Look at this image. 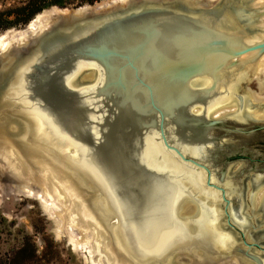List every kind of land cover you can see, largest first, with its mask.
I'll use <instances>...</instances> for the list:
<instances>
[{
	"label": "water",
	"instance_id": "95a60500",
	"mask_svg": "<svg viewBox=\"0 0 264 264\" xmlns=\"http://www.w3.org/2000/svg\"><path fill=\"white\" fill-rule=\"evenodd\" d=\"M245 3L53 6L40 12H57L46 30L0 55V149L18 151L34 170L75 188L90 220L111 237L116 252L109 255L120 264H264V199L256 207L264 157L258 160L252 147L264 138V120L253 115L264 102L253 101L248 87L258 77L252 72L210 102L215 84L203 76L206 57L227 51L215 27L249 31L264 16L243 14ZM253 52L264 55V39L228 51V68ZM136 86L149 92L162 147L181 170L177 162L172 170L141 159L137 137L145 125L135 115ZM83 96L104 100L100 121L93 117L102 112L84 105ZM187 206L198 212L183 215Z\"/></svg>",
	"mask_w": 264,
	"mask_h": 264
},
{
	"label": "bare ground",
	"instance_id": "6f19581e",
	"mask_svg": "<svg viewBox=\"0 0 264 264\" xmlns=\"http://www.w3.org/2000/svg\"><path fill=\"white\" fill-rule=\"evenodd\" d=\"M214 2H217V0ZM244 8L245 9L243 11V14L244 12H248L249 15H251V17H254L255 14L258 13L259 11L264 12V1L256 2V0H246ZM52 12L57 13L56 10L50 12L45 11V13L36 16L33 22H31V24L25 28L24 30L25 32L22 30L21 32H9L4 36L0 37V55L10 51L11 49L10 47H12L13 45H10L9 43L14 41H18L19 43H21L17 45L15 44L13 48L24 46L29 42H31L44 30H46L54 20L55 16L52 14ZM250 19L252 20V18ZM249 28H250L249 31L244 30L242 32L241 31L239 32L236 31L235 29H223V28H219L218 26L215 27V30L218 33L217 37H220L226 41L227 51L226 53L211 54L206 57L208 64L203 76L204 79H207L209 83L215 84V88L213 92L210 93V97H211L210 102H216L220 100L225 93H228L230 91L234 83H239L245 77H248L252 72L254 74H257L258 77L257 80L258 81L260 80L259 83L262 84L264 88V55L261 56L256 52L249 53L238 59V65L235 68L232 69L228 68L230 63V56L227 54L228 51L231 52L237 51L244 48L250 42H256L261 39H264V16L260 17L259 19H254L253 25ZM5 44H8V46L6 47ZM90 79L92 78H88V80ZM128 81L130 82V85L136 83L135 80H128ZM146 81L152 82V77L150 76L149 79H147ZM132 94L134 96L133 98L134 106L140 109V110L137 109L135 110L136 118L140 123L142 122L141 124L143 126L145 125L142 131L143 135L141 136L138 135L137 137V140H140V142L138 143L139 145L138 153L141 156V159L148 165L151 164L153 166L156 165L161 166V164H165L169 166V168H171L172 170L176 168L177 166L176 162H177L180 164V166L177 167L178 168L180 167L181 170L182 164L180 163V161L177 160L176 156L171 152H167L162 147V140L160 139L158 131L155 129L156 127L154 125V123H156V120H158L159 116L155 115L150 109L149 92H147L144 88L140 86H136ZM253 101L257 103H262L264 102V99H260L253 94ZM83 102L84 105L86 104L90 107H94L95 110L102 112L99 115L93 117V121L96 122L100 121V119H102L103 116L107 114V110L104 106V100L102 98L96 99L94 97H89V98L84 97ZM257 110L258 111L253 114L255 119L264 120V110H259V109ZM165 128L168 139L170 140L169 138L171 133L170 126L165 125ZM208 136L209 138H211V137H216L217 135L208 133ZM249 137L243 139L242 141L243 142L248 141ZM198 138L201 137L198 136ZM69 144L70 142L66 141L65 145H69ZM201 153H203V151H201ZM82 154H83L82 149L78 148V156H81ZM40 157H43V155ZM0 158H4L6 162H8V164L11 165V168L13 171H15V174L16 175L18 174V176L23 178L22 181L26 182L27 184L30 183L34 187L38 188L40 195H36L35 197L38 201L39 200L42 201L43 199V201H45L44 203H46L44 205L45 207L54 210L57 209V206L61 208L67 205V209L65 212L67 214L68 220H70V223L71 221L72 223H76L74 221L75 220L74 218L77 217L79 219V223H80L79 225L82 232L83 233L88 231L92 232L91 237L93 236L92 238V241H94L93 245L95 246L98 256L100 257L103 256L104 264L121 263L122 260L119 262L116 256L114 257L110 256L112 250L114 251L116 250L113 249L115 247L113 246V241L111 240V237L109 236L107 231L103 229V227H100L101 225H99V223H95V222L93 223L90 220L91 217L88 214L89 211L87 212L84 209L87 207L84 205L85 200L83 199V196L81 194L77 193L75 188L67 185L65 182L61 183V181L56 179L53 173L50 171L46 173L44 172L45 174L43 175L41 174L40 177L39 174L35 173L37 170L35 171L31 165L29 166L26 160L24 159V157L20 155L18 151L12 150L8 152L0 149ZM212 167L213 170L215 169V172L219 170L216 161H214ZM200 173H199V177L202 178L200 176ZM75 182L77 183V181ZM79 184L81 185V182ZM263 199H264V189L262 190L261 194L256 200L257 201L256 207H258V202L260 204ZM65 208L66 207H64V209ZM182 212H183L182 214L185 216H192L196 214L198 211L195 207L187 206ZM211 224L213 225L214 223L211 222ZM90 228L92 231L90 230ZM89 235L87 233V236ZM206 235L209 234H205L204 236ZM214 236L215 237L219 236L220 238L221 235L214 233ZM71 241L73 242V240ZM109 253L110 255L108 256ZM220 264H254V263H252L248 259H243V261L241 262L236 259H233L222 262Z\"/></svg>",
	"mask_w": 264,
	"mask_h": 264
},
{
	"label": "rangeland",
	"instance_id": "374dc122",
	"mask_svg": "<svg viewBox=\"0 0 264 264\" xmlns=\"http://www.w3.org/2000/svg\"><path fill=\"white\" fill-rule=\"evenodd\" d=\"M84 1L0 0V37L9 32H21L41 9L46 10L54 3L71 9L82 6ZM16 42L9 43L13 45L11 49L21 44ZM259 81L251 82L248 87L258 98L264 99V88ZM261 145L255 143L252 147L264 154ZM35 173L41 175L38 171ZM22 180L11 165L0 158V264H104L103 256H98L93 245L92 232L83 233L77 217L74 218L76 223L68 220L67 205L65 209L57 206L54 210L45 207V201L35 197L40 195L38 188Z\"/></svg>",
	"mask_w": 264,
	"mask_h": 264
},
{
	"label": "trees",
	"instance_id": "16d2710c",
	"mask_svg": "<svg viewBox=\"0 0 264 264\" xmlns=\"http://www.w3.org/2000/svg\"><path fill=\"white\" fill-rule=\"evenodd\" d=\"M98 1H100V0H85L84 2H83V4H93V3H95V2H98ZM53 6H59L60 8H65V7H63V5L61 4V3H54L53 5H51L50 7H53ZM45 8H43V9H41L38 13H40L42 10H44Z\"/></svg>",
	"mask_w": 264,
	"mask_h": 264
},
{
	"label": "flooded vegetation",
	"instance_id": "af4514ba",
	"mask_svg": "<svg viewBox=\"0 0 264 264\" xmlns=\"http://www.w3.org/2000/svg\"><path fill=\"white\" fill-rule=\"evenodd\" d=\"M263 136H264V135H263ZM257 143L262 144V145H261V148L264 149V138H263V139H260V141H257ZM263 157H264V154H263V153H260V152L258 151V156H257L258 160H262Z\"/></svg>",
	"mask_w": 264,
	"mask_h": 264
}]
</instances>
